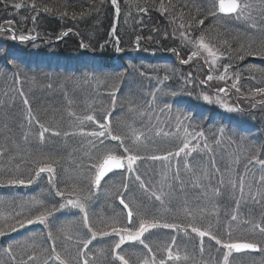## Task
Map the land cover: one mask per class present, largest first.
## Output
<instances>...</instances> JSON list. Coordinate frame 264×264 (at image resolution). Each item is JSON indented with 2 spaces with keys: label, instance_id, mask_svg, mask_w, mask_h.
Segmentation results:
<instances>
[{
  "label": "trees",
  "instance_id": "obj_1",
  "mask_svg": "<svg viewBox=\"0 0 264 264\" xmlns=\"http://www.w3.org/2000/svg\"><path fill=\"white\" fill-rule=\"evenodd\" d=\"M204 1L0 0V28L9 27L17 36L36 39L34 44L28 46V55L21 54L9 41H0V212L8 208L14 211L10 222L3 226L0 223V229L1 232L8 233V230L14 231L31 219L44 216L45 219L51 220L46 223L47 227L38 232L28 231L13 235L10 233L3 240V246H8L9 252L15 251L19 254V251H23L24 255L32 254L35 259L41 258V262H45L46 252L50 253L48 250L51 247L45 241L44 234L53 238L56 244L54 250L59 255L63 254L64 258L66 254L72 255L73 258L76 256L72 252L76 245L70 244V240L64 243V237L61 238L55 231L58 225L64 222L63 218L54 217L60 206L49 200L47 188L31 191L40 170L47 167L54 170L55 184L63 199L77 198L83 202L84 208L95 204L96 209H100L94 217L87 215L85 223L96 237L89 238L86 234L82 237L85 241L90 239L95 242L100 235L114 232L119 227L127 228L126 217H121V225L117 220L118 214L125 212L115 203V198L120 196L130 212H134V225L136 220H139L160 227L169 226L175 232L188 227L209 228V235L221 244L242 242L261 246L259 240H264V32H258L257 28H262V19L259 16H264V0H236L240 5L245 2L250 4L252 16H246L247 21H242L236 16H217L213 2L207 0L206 4ZM177 32H181L192 42L202 41L212 46L222 54L224 67L229 70L233 68L238 73L237 83L225 85L234 92L237 99L234 115H228L216 106L198 104L200 99H196L197 92L191 94V99L185 98V95L189 94L185 85L187 71L180 64V60L185 61L191 51L187 50L186 47L189 46L182 40L175 38L179 36ZM139 40L137 51L135 43ZM81 45H84L89 53L82 52ZM146 49L150 53L153 52L154 57L145 54ZM33 50L38 54H32ZM168 52L171 54H166ZM98 54L104 58H96ZM48 55L55 56L56 59L51 61ZM115 55H120L119 59L114 60L112 56ZM77 58L82 62H87L89 58L104 62L100 68H94L97 69L96 77L105 85L96 93H89V90L82 86L76 87L57 79L58 76L61 77L60 74H68L69 68L61 62L54 63L59 59L73 62L72 59ZM121 75L123 76L119 79ZM192 75L189 73L190 77ZM129 76L133 80L128 82H137L138 88L146 87L141 78H163L165 95L171 100V104L163 107L164 110L170 115L174 113L176 116L180 112L185 115L183 120L191 125L189 130L193 132L194 139L204 140L210 146L223 145L226 149L232 148L234 154H196L185 164L172 163L169 160L161 170L172 176H169L168 180L169 190L161 196V202H158L155 193L158 189L161 191L160 175L156 172L158 170L155 166L146 171L142 166L148 164L152 156L153 159L155 155L171 154L178 145L175 146L176 143L172 140L166 142L164 139V149L155 146L156 151H145L146 148H154V145H146L143 149L141 145L144 142L132 141L134 127H122L124 120L128 125L134 117L128 106L122 108V111L126 109L123 120L119 111V100L124 99L120 98V94H123L125 85H120L121 89L117 90V101L108 96V92L111 85L118 87L117 82L120 81L121 84L125 82L122 79ZM194 78V81H197V76ZM17 81L24 84L22 92L28 97L30 111L36 114L38 124L45 126V131H48L45 132L43 145L25 143L23 137L26 131H22L24 126L20 127L24 123L21 116L26 113L24 106L20 102L19 105H3L10 93H17ZM27 84L31 85V88H28ZM128 92L129 89L126 93ZM154 95L151 92L148 97L153 98ZM151 98L149 101L153 100ZM130 101L128 99L126 105H129ZM149 103L147 99L143 111L148 110L149 106V109L155 112L156 110H153L156 108ZM175 104L179 106L176 111L172 108ZM112 107L113 121L107 126L103 116L107 112L110 113ZM164 110L162 109V112ZM255 110L258 112H254ZM162 112L159 116H163ZM89 116L99 122L97 128L83 126L87 131L98 132L100 128L109 127L110 132H107L100 142L93 143V147H98L100 151L99 158L90 167L91 177L88 180H79L81 187L75 189L76 179H71V182H64L63 179L66 163L63 162L64 149L61 148L60 142L64 137H70V130L75 127L79 118ZM76 129L80 128L75 127ZM101 132L103 133V130ZM32 133L36 134V131ZM70 138L75 141L77 139ZM81 138H84V141L89 139L88 136ZM120 144L129 148L127 155L124 156L115 150ZM228 144L234 145L228 147ZM86 146L89 147L88 150H92L88 142ZM242 151L246 157L241 160ZM104 155L141 159L140 168L132 175L126 169L124 172L114 173L96 190L92 176ZM169 157H172V154ZM258 168L261 171H257ZM143 178L146 179L145 183ZM247 181H254L256 184L245 190L242 196L233 194L236 191L231 188L234 183ZM113 188L115 190L111 198L114 207L110 202L104 205L96 200L99 195L105 196L108 190L111 189L108 192H112ZM33 193H37L34 195L36 197L30 196ZM36 198L43 204L37 207L33 205ZM175 200L189 204H177L175 208L172 203ZM188 207L195 209H187ZM31 209H34L32 213L29 211ZM51 218H55L56 222ZM95 218L96 222L93 221ZM79 221L83 223L81 219ZM131 224L128 229L132 228ZM157 233H151L145 238L149 246L154 245L151 247L152 252L157 254V245H162L164 247L161 251L165 253L173 242L178 251L184 249L183 246L179 247V238L177 242L174 240L176 236L161 235L158 231ZM71 238L73 237L69 236V239ZM136 252L132 254L131 263L140 260L137 256L140 254ZM190 262L194 264V260ZM0 264L9 262L6 258H0Z\"/></svg>",
  "mask_w": 264,
  "mask_h": 264
},
{
  "label": "rangeland",
  "instance_id": "obj_2",
  "mask_svg": "<svg viewBox=\"0 0 264 264\" xmlns=\"http://www.w3.org/2000/svg\"><path fill=\"white\" fill-rule=\"evenodd\" d=\"M207 0L204 1L206 3ZM212 1L214 4V10L216 12L217 16H220L218 3L220 0H208ZM207 4V3H206ZM224 16V15H222ZM236 18H240L242 21H247L248 18L246 16H252L251 15V6L247 2L245 4L241 5L239 12L234 15ZM246 18V19H245ZM260 19H262V22H260V27L257 28L258 32H264V16H259ZM245 19V20H243ZM179 36H176L175 38L177 40H182L185 45L189 46L186 47L187 50L191 53L188 58L185 61L180 60V64L185 67V70L187 73L185 75L187 76L185 82L187 86V93L188 95H185V98L191 99V94L193 92H197L196 99H200L198 104L200 103L202 106H216L219 110L222 112L228 114V115H234L236 113V109L234 106L237 103V99L235 98L234 92L229 88L226 87V84H235L238 82V73L231 68V70L224 67L223 62L224 59L222 57V54L218 53L212 46L202 42V41H195L192 42L190 39H187L185 36L182 35L181 32H177ZM0 41H9L10 43L14 44L16 48L21 52V54L26 53V55L29 54V47L30 44H34L36 42L35 38H31L29 36H17L15 32L9 28V27H1L0 28ZM140 40L135 43L136 50L138 51V44ZM82 52L89 53L84 45L80 46ZM34 51V50H33ZM32 54L36 53V51ZM145 54L151 55L154 57L153 52H149L147 49L144 51ZM38 54V53H36ZM166 54H171V52H168ZM51 57V55H48ZM54 56V55H53ZM114 57V60L119 59L120 55L118 56H112ZM135 57V56H133ZM54 57H51L50 60L53 61ZM96 58H104L103 55L98 54ZM89 58V62H82L77 59H72L73 62H65L60 61L62 59L57 60L54 64L61 62L62 65L68 66L69 73L68 74H60L61 77L58 76V80L62 81V83H70L74 86H82L86 88L87 92L89 93H96L99 91V88H103L105 85L103 84V81L100 78L96 77L97 68L102 66V62L99 59ZM56 59V58H55ZM81 59H84L81 57ZM108 59V58H105ZM109 60V59H108ZM132 60V59H131ZM119 61V60H118ZM108 63V62H107ZM65 69L66 71L68 70ZM87 70V71H86ZM193 72V73H192ZM189 73L193 74L191 77L189 76ZM102 76V75H101ZM123 75L120 76L119 79H121ZM194 76H197V81H194ZM147 77V76H146ZM145 77V78H146ZM133 80L132 77H124L122 80H125V82H122L121 84L118 81V87L111 85L109 87L108 96L113 99L114 101H117L119 96H116V93L118 92V89H121L120 85H125L123 87V94H120L119 101V111L120 114L122 113V120L125 117V111L124 109L122 111V108L124 106H128V110L134 115L133 118H131L130 124L126 125V121L124 120L123 128L127 129L130 126L134 127L132 128L134 138H132V141L134 143H142L141 146L143 149L146 145H154V148H146L145 151H156L157 149L155 146H158L159 149H164L163 145L166 143H163L162 140L165 139L166 142L173 141L176 143L175 151H172V157H169L171 154L167 155H155V157L152 159V157L149 160V163L146 165H143L142 168L145 167L146 171L150 170L151 168L155 167L158 171H156L160 175V189L156 190V200L158 202H161L162 195L169 190V176L170 173L164 170V172H161L163 168L165 167V163H168L169 160L172 163H182L185 164L190 158H192L196 154H209L212 156V154H221L226 153L227 155L232 156L234 154V150L232 148L226 149L223 145H217V146H210L208 142L202 140L199 141L196 138L194 139V134L192 131H190V126L187 123V121L183 120L185 118V115H181V112L178 113L176 116L175 114L170 115L167 113V110H164L166 104H171V100H169L166 93V88H164L165 81L163 78H159L157 76H153V78L149 79L147 77L146 79L141 78L144 83L146 84V87H136L135 81L128 82L129 80ZM135 82V83H134ZM28 85V84H27ZM28 88H31V85H28ZM17 87V93H10L5 99H7L4 104H15L19 105V102L24 108L26 109L25 115H22L21 118L24 120V123L20 125V127L24 126L22 128V131L25 132V136L23 137L25 140V143H31L34 142L37 145H41L45 139V132L46 130L45 126H40L38 124V119L36 117L35 113H32L30 111V102L27 100L28 97L25 93H23V82L17 81L16 83ZM164 88V89H163ZM127 89H129V92H127ZM139 90V93H137ZM149 91V92H148ZM159 91L158 93H156ZM151 92L154 95L153 98L148 97ZM137 93V94H136ZM12 94V95H11ZM190 95V96H189ZM179 96V95H178ZM147 97V98H146ZM153 99L152 101H149ZM128 99L131 101L129 102V105H126L128 103ZM148 99L149 105L156 108L152 112L149 109H145L143 111L144 103H146V100ZM127 102V103H126ZM234 102V103H232ZM235 104V105H234ZM191 105V104H190ZM189 106V104H188ZM114 107V105H113ZM113 107L110 109V113L107 112L106 115L103 116V120H105L106 125H111V122L113 121ZM164 107V108H163ZM199 107V105H197ZM174 111L179 109V106L175 104L173 106ZM162 109L164 112H162ZM183 109V108H181ZM138 111V114L136 112ZM162 112L163 116H159ZM254 112H258L255 110ZM35 114V115H34ZM168 115V116H167ZM167 116V117H166ZM15 119V117L13 118ZM98 120L95 118L89 116L86 118L78 119L76 122L75 127H79V130H75V127L70 130L69 136L77 138L76 141L73 140L70 137H64L63 141L60 142L61 148L64 149V163L66 165L63 168V179L64 182H71V179H76L77 182L75 184V189H77L81 184L79 183V180L85 179L88 180L89 177H91L92 174V167L98 160L100 151L97 148L93 147V143L100 142L101 139L106 137V133L110 132V129H99L98 132L96 131H87L83 126H88L92 128H97L98 126ZM187 123V124H186ZM102 126V125H101ZM40 127V128H39ZM104 127V124L103 126ZM193 127V126H192ZM42 128V129H41ZM67 128V125L66 127ZM135 129V130H134ZM103 130V133L101 132ZM28 131V133H27ZM33 131H36V134L32 133ZM40 131V132H38ZM98 133V134H96ZM132 134V135H133ZM81 136H88V140L84 141V138H81ZM161 140V141H160ZM90 146L92 150H88L89 147H85L87 144ZM44 144V143H43ZM42 144V145H43ZM34 145V144H32ZM161 145V146H160ZM230 145V146H229ZM234 144H228V147H233ZM167 147V146H166ZM165 147V148H166ZM235 148V147H234ZM216 149V150H213ZM124 156L128 154L129 148L125 146L124 144H120L115 149ZM206 155V154H205ZM106 155L103 156L101 159V162L106 158ZM204 156V155H202ZM169 157V158H168ZM246 155L242 151L241 154V160L244 159ZM125 160V169L128 171L130 175L135 174V172L140 168L139 161L141 159H134L125 157L123 158ZM101 162L96 167L93 176L92 181H94L97 169ZM85 164V165H84ZM72 166V167H71ZM163 166V167H162ZM257 171H261L260 168L257 169ZM127 173V174H128ZM172 177V176H171ZM146 182V179L143 178V183ZM254 181H247L243 183H234L231 188L237 195L245 194L243 193L245 190H249L250 187L254 184ZM256 184V183H255ZM34 186V187H33ZM246 188H245V187ZM257 186V185H256ZM31 191H38L42 189L43 187L47 188L49 193V200L51 202L55 201L60 207L58 211L55 213V218L58 219L63 218L64 222H61L58 227L55 229L56 234L60 235V237H64L63 241L64 243H67L66 241L70 240V244L76 245V248L72 250L76 256L73 258L72 255H67L65 258L63 257V254H60L56 252V244L53 242V238H50L48 235L43 234V237L45 238V241L51 247L48 251L50 253L46 252V259L44 258L45 262H41V258L35 259V255L32 254H23V251H19V254H16L15 251L13 253L9 252L7 250L8 246H3V240L7 238V236L10 235V233L13 234H23L29 232H38L39 230H43L44 227H47L48 221H51L50 219H45L44 216L38 217L36 219H31L29 222H25L24 224L17 227V229L8 230L7 232L2 231L0 229V258H6L8 260L9 264H192L190 261L194 260V264H264V240L260 239L261 246H257L259 248L258 253H251V252H245L241 254H235L232 250L228 249L226 246L229 244H221L216 239L212 238L208 231L209 228L206 229H195L192 227H188V229H179V231L175 232L170 228L169 226L160 227L159 225L156 226L155 224H148L141 222L139 220H136V224L134 225V218L135 216L133 213H131V217L127 216V212L124 213L121 212V215H119V218L117 219L119 225L122 223L123 219L126 217V227H119L116 231L110 232L105 235H100L97 237V240L92 242V240H86L82 239L86 234L89 235V238L94 237L95 239L96 235H94L89 228L87 227L85 221L88 219L87 215H94L99 210L96 209L95 204L93 206H90L87 208L83 207V202L80 201L77 198H65L60 196L59 194V188L55 184V173L52 168H44L40 170L39 175L36 177L33 185H32ZM57 187V188H56ZM81 187V186H80ZM79 187V189H80ZM29 189V187H27ZM26 188V189H27ZM115 188H113L112 192L108 190L105 196L99 195V198L96 200L100 201L102 204H110L112 207L113 205V198H111L113 191ZM260 191V189L258 188ZM257 191V192H259ZM45 193V192H44ZM34 195H37V193H33V195H30L33 197ZM204 195V194H203ZM36 197V196H34ZM122 199L120 196L115 198V203H118V200ZM34 200V199H33ZM3 203H7L6 201H3ZM175 208L177 207V204L180 205L182 203L189 204L186 201H183L181 203L177 202L176 200L172 202ZM171 203V205H172ZM42 201L38 198L34 200L33 205L36 207L39 205H42ZM162 205V203H160ZM4 205V204H3ZM12 206L13 203L11 204ZM119 205V204H118ZM7 206V205H6ZM1 203H0V209H1ZM8 208V206H7ZM195 207H188L187 209H192ZM97 210V211H96ZM30 213L34 211V209L29 210ZM115 211L117 209L115 208ZM118 212V211H117ZM116 212V214H117ZM14 211L11 208L6 209L2 213L0 212V223L1 226L5 225L6 223L10 222L12 217L14 216ZM99 213V212H98ZM55 218H51L52 221H55ZM79 219L82 220L83 223L79 221ZM96 218L93 220L94 222ZM112 220H114L112 218ZM101 221V219H100ZM56 222V221H55ZM80 223L82 225H80ZM133 223V225L131 224ZM132 226V228L128 229V226ZM118 225V223H117ZM27 231V232H26ZM161 233V235L168 234V236H176L174 239L177 242V238H179V243H181V246L184 249H181L178 251V249L175 248L174 242L173 244L168 247L169 249L166 250L165 253H162V248L164 246L157 245V254L152 252L154 245L149 246V242H145V238L149 237L151 233L152 235H155L157 233ZM43 232V231H42ZM7 233V234H6ZM158 234V233H157ZM69 236H72L73 238L69 239ZM75 237V238H74ZM77 237V238H76ZM40 238V237H39ZM38 239V238H37ZM259 239V238H258ZM41 241V239H39ZM163 241H165L163 239ZM63 243V246L65 244ZM154 244V243H153ZM54 246L55 248H53ZM63 246L62 249H63ZM4 247V248H2ZM10 247V246H9ZM6 248V249H5ZM3 249H5L3 251ZM9 249V248H8ZM151 249V250H150ZM137 251V255L139 257V261L136 263H131L132 254ZM144 253H143V252ZM143 253V254H142ZM142 259V260H141ZM37 260V261H34Z\"/></svg>",
  "mask_w": 264,
  "mask_h": 264
},
{
  "label": "water",
  "instance_id": "obj_3",
  "mask_svg": "<svg viewBox=\"0 0 264 264\" xmlns=\"http://www.w3.org/2000/svg\"><path fill=\"white\" fill-rule=\"evenodd\" d=\"M219 13L224 16L236 15L240 9V3L236 0H220L218 3ZM125 170V160L117 156H106V158L99 165L94 181V189H99L103 182L114 173H121ZM119 205L127 212V216L131 217V212L128 206L122 199L118 200ZM232 250L235 254H241L245 252L258 253L259 248L257 246L247 243H233L226 246Z\"/></svg>",
  "mask_w": 264,
  "mask_h": 264
}]
</instances>
